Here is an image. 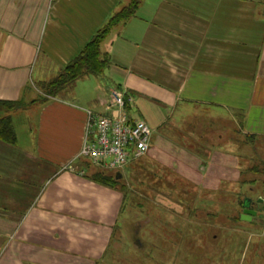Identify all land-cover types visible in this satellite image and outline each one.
I'll list each match as a JSON object with an SVG mask.
<instances>
[{
	"label": "crops",
	"instance_id": "1",
	"mask_svg": "<svg viewBox=\"0 0 264 264\" xmlns=\"http://www.w3.org/2000/svg\"><path fill=\"white\" fill-rule=\"evenodd\" d=\"M129 2L0 0V100L23 103L9 112L16 143L0 141V264L102 259L122 196L89 178L79 152L87 111L108 114L112 89L152 129L149 151L122 176L167 163L186 180L202 174L204 158L218 163L232 142L183 143L196 129L264 138V0H141L100 44L110 59L100 75L55 96L38 89Z\"/></svg>",
	"mask_w": 264,
	"mask_h": 264
},
{
	"label": "rangeland",
	"instance_id": "2",
	"mask_svg": "<svg viewBox=\"0 0 264 264\" xmlns=\"http://www.w3.org/2000/svg\"><path fill=\"white\" fill-rule=\"evenodd\" d=\"M237 129L185 133L183 143L232 142L213 154L219 164L204 158L202 174L188 180L167 163L160 171L136 165L116 182L100 183L121 193L122 203L96 264H264V138ZM181 134L171 133L170 142L179 143ZM84 165L89 174H115ZM245 198L257 211L250 222L240 218Z\"/></svg>",
	"mask_w": 264,
	"mask_h": 264
},
{
	"label": "built area",
	"instance_id": "3",
	"mask_svg": "<svg viewBox=\"0 0 264 264\" xmlns=\"http://www.w3.org/2000/svg\"><path fill=\"white\" fill-rule=\"evenodd\" d=\"M131 102L129 94L112 89L108 114L87 111L79 158L116 173L144 157L151 146L152 129L130 113ZM67 167L73 168L70 164Z\"/></svg>",
	"mask_w": 264,
	"mask_h": 264
},
{
	"label": "trees",
	"instance_id": "4",
	"mask_svg": "<svg viewBox=\"0 0 264 264\" xmlns=\"http://www.w3.org/2000/svg\"><path fill=\"white\" fill-rule=\"evenodd\" d=\"M140 1L130 0L129 4L114 14L55 78L40 84L44 95L55 96L84 76L100 75L110 62L108 55L101 52L100 44L114 26L127 20L135 13ZM42 99H45L44 96ZM21 107H23L21 101L0 100V141L10 145L16 143L14 126L9 112ZM89 178L104 184H112L118 179L116 173L106 172H94L89 174Z\"/></svg>",
	"mask_w": 264,
	"mask_h": 264
},
{
	"label": "water",
	"instance_id": "5",
	"mask_svg": "<svg viewBox=\"0 0 264 264\" xmlns=\"http://www.w3.org/2000/svg\"><path fill=\"white\" fill-rule=\"evenodd\" d=\"M122 175L120 172L116 173V178L120 179ZM251 199L250 198H245L243 201V210L242 214L240 215V218L244 221H251L252 217L256 215L255 210L251 209ZM259 202H262V199H258Z\"/></svg>",
	"mask_w": 264,
	"mask_h": 264
}]
</instances>
